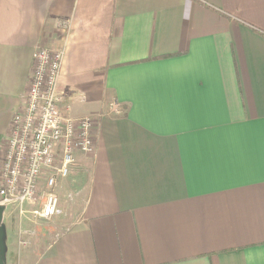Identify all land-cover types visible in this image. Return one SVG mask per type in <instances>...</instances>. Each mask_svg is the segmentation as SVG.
Listing matches in <instances>:
<instances>
[{
  "label": "crops",
  "instance_id": "obj_1",
  "mask_svg": "<svg viewBox=\"0 0 264 264\" xmlns=\"http://www.w3.org/2000/svg\"><path fill=\"white\" fill-rule=\"evenodd\" d=\"M61 47L86 198L18 263L264 264V0H0V162L34 53Z\"/></svg>",
  "mask_w": 264,
  "mask_h": 264
},
{
  "label": "built area",
  "instance_id": "obj_2",
  "mask_svg": "<svg viewBox=\"0 0 264 264\" xmlns=\"http://www.w3.org/2000/svg\"><path fill=\"white\" fill-rule=\"evenodd\" d=\"M65 33L67 26H62ZM38 49L22 106L14 114L0 162V207L22 216L28 208L40 220L61 214L56 189L76 166L78 155L94 153V121L73 120L58 91L64 50Z\"/></svg>",
  "mask_w": 264,
  "mask_h": 264
},
{
  "label": "rangeland",
  "instance_id": "obj_3",
  "mask_svg": "<svg viewBox=\"0 0 264 264\" xmlns=\"http://www.w3.org/2000/svg\"><path fill=\"white\" fill-rule=\"evenodd\" d=\"M80 180L77 171L59 182L56 194L61 214L51 220L35 217L32 214L35 207L26 209L28 213L22 216L13 207L3 210L0 224L4 232L5 264H19L21 255L26 251L43 252L60 234L71 228L80 216L86 198L85 186Z\"/></svg>",
  "mask_w": 264,
  "mask_h": 264
},
{
  "label": "water",
  "instance_id": "obj_4",
  "mask_svg": "<svg viewBox=\"0 0 264 264\" xmlns=\"http://www.w3.org/2000/svg\"><path fill=\"white\" fill-rule=\"evenodd\" d=\"M5 208L4 207H0V223H2V217H3V213ZM4 232H3V228L0 224V264H5V246H4Z\"/></svg>",
  "mask_w": 264,
  "mask_h": 264
}]
</instances>
